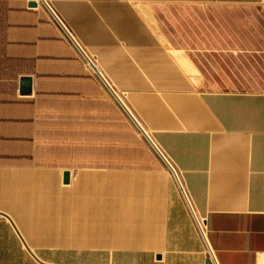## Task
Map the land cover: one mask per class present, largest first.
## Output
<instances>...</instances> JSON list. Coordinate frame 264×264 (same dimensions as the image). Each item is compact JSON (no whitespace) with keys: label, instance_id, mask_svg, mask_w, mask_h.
Returning <instances> with one entry per match:
<instances>
[{"label":"crops","instance_id":"1","mask_svg":"<svg viewBox=\"0 0 264 264\" xmlns=\"http://www.w3.org/2000/svg\"><path fill=\"white\" fill-rule=\"evenodd\" d=\"M258 1L46 0L177 167L184 191L164 165L67 168V183L27 172L65 168L0 166V264L259 262L264 91L204 88L153 17L162 7Z\"/></svg>","mask_w":264,"mask_h":264},{"label":"trees","instance_id":"2","mask_svg":"<svg viewBox=\"0 0 264 264\" xmlns=\"http://www.w3.org/2000/svg\"><path fill=\"white\" fill-rule=\"evenodd\" d=\"M40 23L23 3L0 0V166L151 167L152 153L115 99L74 53L57 52L54 28ZM22 74L36 77L31 96L19 94ZM63 170L27 172L62 178Z\"/></svg>","mask_w":264,"mask_h":264},{"label":"rangeland","instance_id":"3","mask_svg":"<svg viewBox=\"0 0 264 264\" xmlns=\"http://www.w3.org/2000/svg\"><path fill=\"white\" fill-rule=\"evenodd\" d=\"M10 7L12 10L17 8L13 5ZM29 9L33 16L42 21L40 24L43 30L44 25L54 28L59 39L57 52L60 55L66 51L74 53L75 58L85 65L115 99L152 153V166H165L160 154L100 75L89 65L49 9L42 2L39 7ZM153 17L171 44L183 48L185 56L195 65L196 75L204 79V88L264 91V0L240 7H162L156 10ZM43 36L47 35L42 31Z\"/></svg>","mask_w":264,"mask_h":264},{"label":"water","instance_id":"4","mask_svg":"<svg viewBox=\"0 0 264 264\" xmlns=\"http://www.w3.org/2000/svg\"><path fill=\"white\" fill-rule=\"evenodd\" d=\"M43 4L49 9V11L52 13V15L57 19V21L61 23L59 17L54 12V10L50 7V5L46 2V0H42ZM39 6V2L37 0H30L28 2L29 8H37ZM63 26V25H62ZM67 33V35L71 38L73 43L77 46V48L80 50L82 55L85 57V59L88 61L89 65L100 75L101 79L104 81V83L109 87V89L112 91L116 99L119 101V103L123 106V108L127 111V113L131 116L133 121L137 124V126L141 129V131L146 135L144 129L141 127V125L138 123L136 118L133 116L127 105L124 103V101L120 98V96L117 94V92L111 87L109 82L106 80V78L102 75L100 70L98 69L95 62L92 60V58L85 52V50L81 47V45L77 42V40L74 38V36L71 34V32L66 28L63 27ZM36 88V81L35 77L32 74H22L19 77V85H18V91L21 96H31L35 93Z\"/></svg>","mask_w":264,"mask_h":264},{"label":"built area","instance_id":"5","mask_svg":"<svg viewBox=\"0 0 264 264\" xmlns=\"http://www.w3.org/2000/svg\"><path fill=\"white\" fill-rule=\"evenodd\" d=\"M58 16V15H57ZM60 19V17H59ZM57 21V19H56ZM61 23H59V25L63 28V27H66L67 26L65 25V23L60 19ZM63 25V26H62ZM64 29V28H63ZM68 29V28H67ZM69 30V29H68ZM65 31V29H64ZM66 32V31H65ZM67 34V33H66ZM72 34V33H71ZM93 60V59H92ZM106 85V84H105ZM107 86V85H106ZM108 87V86H107ZM109 88V87H108ZM110 90V89H109ZM111 91V90H110ZM112 92V91H111ZM118 94V93H117ZM119 95V94H118ZM120 96V95H119ZM121 98V96H120ZM122 99V98H121ZM125 103V102H124ZM130 110V109H129ZM131 111V110H130ZM132 113V112H131ZM133 114V113H132ZM133 116L135 117V115L133 114ZM136 118V117H135ZM136 120L138 121V119L136 118ZM138 123L141 125V123L138 121ZM141 127L144 129V127L141 125ZM140 129V128H139ZM141 130V129H140ZM145 131V129H144ZM146 133V138L149 140V142L151 143V145L155 148V150L160 154V156L162 157L163 161L165 162V167H167V169L171 172V174L173 175L175 181L178 183V185L181 187V189L184 191V188H183V185H182V182L180 180V175H179V172L177 170V167L172 163L171 159L168 157V155L157 145V143L151 138V136L145 131ZM186 195V194H185ZM187 198V201L191 207V210L193 212V216L195 217V220H196V223H197V226H198V229L199 231L204 234V223H203V220H200L198 219V217L196 216L193 208H192V205L188 199V197L186 196ZM257 264H264V254H262L261 258L259 259V262Z\"/></svg>","mask_w":264,"mask_h":264},{"label":"bare ground","instance_id":"6","mask_svg":"<svg viewBox=\"0 0 264 264\" xmlns=\"http://www.w3.org/2000/svg\"><path fill=\"white\" fill-rule=\"evenodd\" d=\"M72 175H73V171L71 169H64L63 177H62L63 182L67 183Z\"/></svg>","mask_w":264,"mask_h":264}]
</instances>
